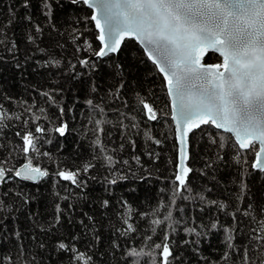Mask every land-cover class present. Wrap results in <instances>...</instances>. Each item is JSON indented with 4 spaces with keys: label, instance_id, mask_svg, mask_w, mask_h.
<instances>
[{
    "label": "snow or ice",
    "instance_id": "6c2138e0",
    "mask_svg": "<svg viewBox=\"0 0 264 264\" xmlns=\"http://www.w3.org/2000/svg\"><path fill=\"white\" fill-rule=\"evenodd\" d=\"M0 264H264V0H0Z\"/></svg>",
    "mask_w": 264,
    "mask_h": 264
}]
</instances>
